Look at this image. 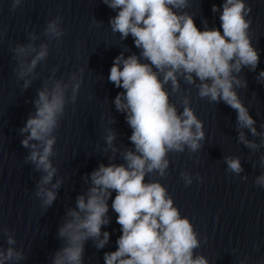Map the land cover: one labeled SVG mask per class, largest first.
<instances>
[{"label": "water", "instance_id": "obj_1", "mask_svg": "<svg viewBox=\"0 0 264 264\" xmlns=\"http://www.w3.org/2000/svg\"><path fill=\"white\" fill-rule=\"evenodd\" d=\"M12 2L0 0V251L12 247L22 257L5 264H53L67 244L59 229L71 219L68 212L76 209L77 197L87 198L91 173L101 164L125 163L123 153L134 150L126 114L114 103L123 89L115 87L108 76L115 57L121 53L125 58L139 56L141 50L131 35L121 39L112 32L109 20L116 11L102 0H22L14 11ZM223 2L189 0L180 11L191 15L201 30L205 21L208 28H219L220 13H213L212 5L221 7ZM244 2L251 8L245 19L251 21L248 34L260 60L255 71L242 67L233 73L244 82L234 85V90L254 119L257 135L239 128L236 111L222 100L200 98L199 80L188 83L177 73L179 89L173 91L171 81L165 85L170 103L179 114L188 100L202 122L204 139L196 152L186 145L182 152H169L164 176L154 172L145 177L146 182L158 181L168 190L181 217L189 219L197 234L200 244L194 257L202 255L208 264H264V185L256 184L264 174V78L259 77L264 71V0ZM57 17L64 35L53 38L45 29ZM29 44L35 51L15 55L14 49ZM42 44L48 46L47 57L27 73ZM73 74L76 80L71 79ZM26 81L30 82L27 87ZM57 81L69 85L64 115L52 133L56 143L50 160L57 171L50 183L41 185L46 173L27 160L31 148L23 147L21 141L28 134L20 129L35 114L38 91L51 89ZM77 81L80 88L73 102L72 85ZM110 131L115 134L111 145L106 141ZM240 132L257 147L241 142ZM225 157L239 158L243 170L230 172ZM181 173H187L190 185ZM41 187L56 193L50 206H42V197L37 195ZM111 203L109 199L111 222L101 229L110 233L109 241L102 249L91 238L85 241L83 264H105L104 254L117 248L121 230ZM9 237L15 244H8Z\"/></svg>", "mask_w": 264, "mask_h": 264}, {"label": "clouds", "instance_id": "obj_2", "mask_svg": "<svg viewBox=\"0 0 264 264\" xmlns=\"http://www.w3.org/2000/svg\"><path fill=\"white\" fill-rule=\"evenodd\" d=\"M21 2L13 0L12 10ZM102 2L116 11L109 20L112 32L119 33L121 39L131 35L135 47L141 50L139 56L132 54L125 58L121 53L115 57L108 76L115 87L123 89L114 103L118 111L126 114L134 150L123 153L125 163L101 164L91 173L92 186L87 198L77 197L76 209L68 212L71 219L59 229V236L66 238L67 244L56 254L53 264H83L84 243L90 238L98 249L104 248L110 238L109 232H101L102 227L111 222L107 216L109 199L112 200L111 209L117 214L121 235L116 241V250L104 254L105 264H208L204 256L194 257L200 242L189 219L181 217L171 195L160 182H146L145 177L154 172L164 176L169 166L166 158L169 152H182L185 145L196 152L204 139L202 122L188 106V100H184L183 111L179 114L175 104L170 103L165 85L171 81L173 91L178 90L177 73L188 83L199 80L200 98H208L210 102L222 100L236 111L238 127L257 135L254 119L234 90V85L240 87L244 82L233 75L242 67L255 71L259 64V53L248 34L251 21L245 19L251 8H246L244 0H224L221 7L213 4L212 12L220 13V26L208 28L205 21L201 30L191 15L180 11L188 7L189 0ZM45 32L53 38L64 35L59 17L47 24ZM29 51H35L31 44L14 49L17 57ZM47 55L48 46L42 44L31 59L27 73ZM20 75L25 72L21 71ZM259 77L264 78V71ZM71 79L76 80L75 74ZM29 83L26 81L25 86ZM68 87L57 81L51 89L39 90L34 102L35 114L30 115L20 129L22 134H28L21 141L23 147L31 148L27 160L46 173L41 185L50 183L57 171L50 160L56 143L52 133L64 115ZM79 88V81L72 85L73 102ZM114 139L115 134L110 131L107 143L111 145ZM239 139L250 148L257 147L255 142L245 139L243 132ZM30 141L37 143L30 144ZM225 160L230 172L239 174L243 170L239 158L225 157ZM181 176L186 185L191 184L187 173ZM59 183L52 185L53 189ZM256 184L264 185V174L257 178ZM113 192L116 193L114 198ZM37 195L42 197L44 207L56 199L54 191L42 187ZM8 244H15V240L9 237ZM14 258H22L14 248L0 251V264Z\"/></svg>", "mask_w": 264, "mask_h": 264}]
</instances>
